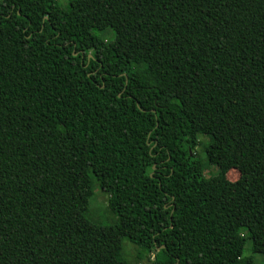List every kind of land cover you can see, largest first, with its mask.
Wrapping results in <instances>:
<instances>
[{"label": "trees", "instance_id": "trees-1", "mask_svg": "<svg viewBox=\"0 0 264 264\" xmlns=\"http://www.w3.org/2000/svg\"><path fill=\"white\" fill-rule=\"evenodd\" d=\"M123 239L264 256V0H0V264H120Z\"/></svg>", "mask_w": 264, "mask_h": 264}, {"label": "rangeland", "instance_id": "rangeland-1", "mask_svg": "<svg viewBox=\"0 0 264 264\" xmlns=\"http://www.w3.org/2000/svg\"><path fill=\"white\" fill-rule=\"evenodd\" d=\"M61 5H65L67 0H57ZM107 32H103L102 35H106ZM199 133V144L196 146L197 157L202 164V176L207 178L214 175L217 172V166L211 163H208L206 155L203 150V143L209 140V136L204 129L198 130ZM55 136H59L60 133L58 130H54ZM226 177L230 181H234L239 177V172L235 168H231L226 173ZM94 186V188H93ZM93 194L89 199L88 213L97 221L101 223H111L114 219L113 214L109 211L107 205V195L102 193L98 189L97 182L93 180ZM250 252V241L247 240L243 249V255H249ZM118 259H120V264H157L164 260L165 255L159 250L156 249L148 259L143 258L138 260L137 258V249L132 245L127 239H123L121 244L120 253L117 254ZM254 260L259 264H264V256L261 254H254Z\"/></svg>", "mask_w": 264, "mask_h": 264}, {"label": "water", "instance_id": "water-1", "mask_svg": "<svg viewBox=\"0 0 264 264\" xmlns=\"http://www.w3.org/2000/svg\"><path fill=\"white\" fill-rule=\"evenodd\" d=\"M161 247H163V245Z\"/></svg>", "mask_w": 264, "mask_h": 264}]
</instances>
